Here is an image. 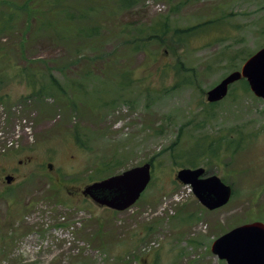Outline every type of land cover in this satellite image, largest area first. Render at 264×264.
Instances as JSON below:
<instances>
[{
    "label": "rangeland",
    "instance_id": "obj_1",
    "mask_svg": "<svg viewBox=\"0 0 264 264\" xmlns=\"http://www.w3.org/2000/svg\"><path fill=\"white\" fill-rule=\"evenodd\" d=\"M262 48L264 0H0V175L27 162L0 182V264H227L213 242L264 220V100L207 93ZM149 162L130 209L73 195ZM197 167L226 206L177 181Z\"/></svg>",
    "mask_w": 264,
    "mask_h": 264
},
{
    "label": "water",
    "instance_id": "obj_2",
    "mask_svg": "<svg viewBox=\"0 0 264 264\" xmlns=\"http://www.w3.org/2000/svg\"><path fill=\"white\" fill-rule=\"evenodd\" d=\"M245 78L251 91L264 99V48L249 58L241 71L231 73L208 92V101L218 102L228 93L230 84ZM204 169H184L177 177L192 186L195 196L209 210L224 206L230 199L231 188L217 176L201 179ZM151 179L150 165L135 167L89 185L84 193L100 205L117 211L131 207L147 188ZM213 252L228 264H264V223L255 222L233 229L218 238Z\"/></svg>",
    "mask_w": 264,
    "mask_h": 264
},
{
    "label": "flooded vegetation",
    "instance_id": "obj_3",
    "mask_svg": "<svg viewBox=\"0 0 264 264\" xmlns=\"http://www.w3.org/2000/svg\"><path fill=\"white\" fill-rule=\"evenodd\" d=\"M25 163L27 164V162H24L23 160H19L18 166L15 165L11 171H6L4 174L0 175V182H3L7 185H11L15 183L17 181V178L20 176V174H22L21 166ZM5 188L7 189L8 187H5ZM73 195L77 196L74 193Z\"/></svg>",
    "mask_w": 264,
    "mask_h": 264
},
{
    "label": "trees",
    "instance_id": "obj_4",
    "mask_svg": "<svg viewBox=\"0 0 264 264\" xmlns=\"http://www.w3.org/2000/svg\"><path fill=\"white\" fill-rule=\"evenodd\" d=\"M201 25V24H200ZM197 26H194V27H190L189 29H187V31H186V29L185 30H178V32L180 33V34H185V33H187V32H189L190 30H192V29H194V28H196ZM248 86V85H247ZM150 164H152V163H150Z\"/></svg>",
    "mask_w": 264,
    "mask_h": 264
}]
</instances>
